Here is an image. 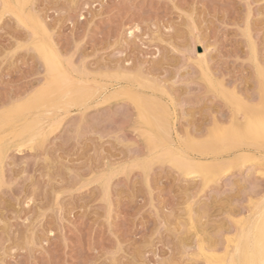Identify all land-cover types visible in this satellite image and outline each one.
Segmentation results:
<instances>
[{"label": "rangeland", "instance_id": "obj_1", "mask_svg": "<svg viewBox=\"0 0 264 264\" xmlns=\"http://www.w3.org/2000/svg\"><path fill=\"white\" fill-rule=\"evenodd\" d=\"M30 36L31 49L19 47ZM39 42L60 71L73 56L76 80L155 95L172 114L170 141L149 142L127 95L99 103L80 90L65 109L53 104L73 83L33 95L44 83L37 68L47 72ZM262 74L264 0H0V264H191L200 248L207 264L208 252H233L263 218L264 177L248 163L259 138L236 135L252 112L264 118ZM25 118L41 120L43 134L22 132ZM74 125L87 131L69 142ZM33 138H46L35 152ZM168 146L216 162L206 189L169 163Z\"/></svg>", "mask_w": 264, "mask_h": 264}, {"label": "bare ground", "instance_id": "obj_2", "mask_svg": "<svg viewBox=\"0 0 264 264\" xmlns=\"http://www.w3.org/2000/svg\"><path fill=\"white\" fill-rule=\"evenodd\" d=\"M3 4V3H2ZM18 4V3H17ZM8 7V6H7ZM18 11V10H17ZM23 12V10H22ZM26 20V19H25ZM39 21V20H38ZM22 22V21H21ZM40 22V21H39ZM34 27V26H33ZM44 27V26H43ZM42 28V27H41ZM46 29V28H45ZM44 31V30H43ZM35 32V31H34ZM48 32V31H47ZM46 33V32H45ZM40 43V42H39ZM35 44V43H34ZM41 44V43H40ZM38 49L40 51V53H43V56L44 57H47L51 63H52V66H53V72L55 71H58L59 74L58 77L59 79H55L54 81L57 82V84L59 82H63V79H64V73H66L64 70L60 71V58L57 57L56 53H54L52 50H50L49 47L45 46L43 43L41 45H38ZM55 49V48H54ZM38 51V50H37ZM56 52V51H55ZM47 70V69H46ZM80 71V70H79ZM54 73V75H57ZM76 75V74H75ZM104 76V75H103ZM106 76V75H105ZM123 76V75H122ZM127 76V75H126ZM140 76V75H139ZM56 77V76H55ZM124 77V76H123ZM131 77V76H130ZM57 78V77H56ZM83 78V77H82ZM107 79V78H106ZM114 79V78H113ZM118 79V78H117ZM71 80L73 83V85L75 86L74 88L70 87L68 88V85L67 88L70 89L72 88L70 91L67 92V94L65 95L64 97V94L63 96L61 97L60 95H57L56 96V99L54 101V107H61L63 109L65 108H68L66 106H68L74 98H76V96L74 98H72L75 95H77V93H81L80 90H84V95L85 97H90L91 99H94L95 97L98 98L99 97V103H110L113 99H116V98H119V97H122V95H127V97H129V100H131L135 106V108L138 110V113L139 116L141 117V119L143 118L145 123H147V129H146V132L145 133H149L150 137H152L150 139V137H148L147 139H149V142L151 141H155L156 138H165L167 139L168 141H170V139L172 138L173 136V133H172V123L171 121V113L170 111L167 109V107H165L159 99H157V97L154 95H151V94H148V93H145L143 91H140L138 90L137 88H134L133 86H129L128 85H124L126 88H122V86L120 88H111V86H109V83H106L108 81L105 82V84H100L99 82V85H95L93 82H96L97 80L95 79H92L90 80L89 82H82V81H79V80H76L74 79L73 77H71ZM89 80V79H88ZM143 81V80H141ZM145 81V80H144ZM208 81V80H207ZM54 82V83H55ZM137 82V81H136ZM148 82V81H147ZM214 82V81H213ZM130 83V82H129ZM144 83V82H143ZM146 83V82H145ZM144 83V84H145ZM132 84V83H131ZM130 84V85H131ZM148 84H150L148 82ZM71 85V84H70ZM110 85H113L112 83ZM64 86V87H66ZM157 86V85H156ZM117 87V86H116ZM140 87V86H139ZM143 87V86H142ZM61 84L58 86V91L61 90ZM112 89V90H110ZM141 89V88H140ZM145 89V88H144ZM148 89V88H147ZM150 89V88H149ZM148 89V90H149ZM154 89V88H153ZM64 90V89H63ZM86 94V95H85ZM79 95V94H78ZM102 96V98L100 97ZM231 96V94H230ZM78 97V96H77ZM88 97V98H89ZM159 97V96H158ZM120 99V98H119ZM76 100V99H75ZM79 99H77L78 101ZM238 100V99H237ZM20 101V100H19ZM89 101V100H88ZM87 101V102H88ZM114 101V100H113ZM86 102V103H87ZM96 101L94 100V103ZM15 103V102H14ZM52 104V103H51ZM89 104V102H88ZM93 104V103H92ZM98 104V103H97ZM261 104V103H260ZM17 105V104H16ZM42 106V104H40ZM83 105V104H82ZM29 106V105H28ZM9 107V106H8ZM16 107V106H14ZM13 107V109H14ZM17 107H19L17 109ZM17 107L15 109H17V114H19L20 112L23 111L22 109V106H19L17 105ZM44 108V107H43ZM4 109V108H3ZM34 109V108H33ZM36 109V108H35ZM38 109V108H37ZM46 109V108H45ZM7 110V109H6ZM31 110V109H30ZM28 110V112L30 111ZM57 110V109H56ZM59 110V109H58ZM69 110V109H68ZM11 111H12V108H11ZM34 111V110H33ZM53 111V109H52ZM25 112V110H24ZM42 112V111H41ZM59 112H61L59 110ZM23 113V112H22ZM40 113V112H39ZM51 113V112H50ZM27 114V113H26ZM26 114L24 115L26 117ZM52 114V113H51ZM31 115V114H30ZM35 115V114H34ZM60 115V114H59ZM64 115V114H63ZM3 116V115H2ZM1 116V117H2ZM21 116V115H20ZM23 116V118H24ZM55 116V115H54ZM61 116V115H60ZM139 116H138V119H139ZM18 117V116H17ZM37 117V116H36ZM35 117V118H36ZM39 117V116H38ZM60 118V117H59ZM137 118V117H136ZM26 119V118H25ZM28 119V118H27ZM26 121L23 123V127L21 126V131L22 132H26V131H34V134H36V138L38 137L37 134L41 135L43 134V131L45 129V126L44 124L42 123L41 124V120L39 119H35L33 121L34 118H29L28 121ZM43 119V118H42ZM262 119H264L262 116H260L259 112H252L251 114H249L248 116H246L245 118V126H244V130H246V133L249 134V133H256V136L259 138L260 135L258 133H260L261 131V121ZM252 120H255V126H253V124H251ZM3 121V120H2ZM1 121V122H2ZM5 120L1 123L0 125V128L2 126H4V123ZM18 122V121H17ZM15 122V123H17ZM23 122V120H22ZM254 122V121H253ZM14 123V124H15ZM7 125V124H6ZM5 125V126H6ZM50 125V124H49ZM48 125V126H49ZM12 126V125H11ZM47 126V125H46ZM47 126V127H48ZM216 127V126H215ZM223 127H226V126H223ZM227 128V127H226ZM229 128V127H228ZM228 128L226 129V133H225V138L227 139V137L229 136V130ZM13 129V128H12ZM141 129V132H142V128ZM16 129H14L15 131ZM221 130V129H219ZM143 131H145L143 129ZM214 131H215V128H214ZM213 131V132H214ZM7 132V131H6ZM140 132V131H139ZM178 132V131H177ZM218 132V131H217ZM21 133V132H20ZM144 133V134H145ZM222 133V132H221ZM10 134V133H9ZM19 135L17 136L18 138L22 135H20L18 132H16L15 134V137L16 135ZM27 134V133H26ZM30 134V133H28ZM141 134V133H140ZM219 134H220V131H219ZM217 134V135H219ZM4 135V134H3ZM23 135L25 136V134L23 133ZM22 135V136H23ZM142 135V134H141ZM223 135V134H222ZM253 135V134H252ZM21 136V137H22ZM180 136V135H179ZM215 136V135H213ZM33 137V135H32ZM32 137H29L28 139L32 138ZM177 137V136H176ZM211 137V135H210ZM180 138V137H179ZM191 138V137H190ZM216 138H220V137H215ZM225 138H221L223 141L221 142H224L226 143L227 141L231 144H232V140L229 136L228 139L230 140H225ZM1 139V138H0ZM3 139V138H2ZM35 139V138H33ZM31 139V140H33ZM146 139V138H145ZM178 139V138H177ZM181 139V138H180ZM186 139V138H185ZM184 139V140H185ZM188 139V138H187ZM192 139V138H191ZM208 139V138H207ZM211 139H214V138H209L208 139V145L209 144H213L215 142V140H211ZM195 140V139H194ZM218 139H216L217 141ZM159 140H157V143H158ZM167 141V142H168ZM186 141V140H185ZM192 141V140H191ZM198 141V140H197ZM207 140H205L206 142ZM219 141V140H218ZM217 141V142H218ZM219 141V142H220ZM236 142V140H234ZM147 142V141H146ZM162 142V141H161ZM182 142V141H181ZM188 142V141H187ZM194 142V141H192ZM200 142V141H199ZM203 143V140L201 141ZM217 142H215L214 144H217ZM234 142V143H235ZM155 143V142H154ZM173 143V141H172ZM198 143V142H197ZM202 143L198 146H200L201 148V145ZM241 143V141H240ZM252 144V142H250ZM148 144V143H147ZM159 144V143H158ZM195 144V143H194ZM228 144V143H227ZM254 144V143H253ZM152 145L154 146V144L152 143ZM161 145V144H160ZM180 145V144H179ZM22 146V145H21ZM150 148L152 147L151 145H149ZM171 146V144H170ZM203 146V145H202ZM205 146V145H204ZM257 146V145H256ZM20 147V146H19ZM172 147V146H171ZM260 147V145H259ZM166 149V153L167 154H170V162L169 163H173L175 166H177L179 169H181L182 171L184 172H202V173H206L207 174V177L208 176H211L212 175V172H214L215 170L213 169L214 168V165H216V162H214L213 164L211 163H208L209 161H202V160H198V159H193L191 158V156L188 155V153H186L183 149H178L176 150L174 148V150H170L171 148L168 147H165ZM179 148V147H178ZM190 148V146H189ZM191 149V148H190ZM165 150V149H164ZM203 150V149H202ZM223 150V149H222ZM242 151V150H241ZM203 152V151H202ZM214 152V151H213ZM243 152V151H242ZM164 152V154H166ZM204 153V152H203ZM161 154V153H160ZM163 154V155H164ZM244 154V153H243ZM246 154V153H245ZM249 154V153H248ZM156 155V154H155ZM162 155V154H161ZM240 155V154H239ZM158 156H159V153H158ZM166 156V155H164ZM237 156V154H236ZM169 157V156H168ZM235 157V156H234ZM233 157V158H234ZM238 157V156H237ZM155 158V157H154ZM162 158V157H161ZM164 161V160H163ZM215 161V160H214ZM149 162V161H148ZM153 162V161H152ZM210 162H213L210 161ZM222 162V161H221ZM220 162V163H221ZM226 162V161H225ZM149 164V163H148ZM147 165V164H146ZM221 167V166H220ZM219 167V169H220ZM149 169V167H148ZM251 170V169H249ZM252 171V170H251ZM250 171V172H251ZM252 173V172H251ZM254 173V172H253ZM188 174V173H187ZM212 177V176H211ZM209 177V178H211ZM234 184V183H233ZM235 186V184H234ZM262 208V207H261ZM260 208V209H261ZM261 214L263 216V218H261L260 222H258L257 224H255L253 227H252V231H251V228L249 229V231L247 232V236H246V239L244 242H242L241 244H238L236 245L235 249L233 252L230 251V249L227 248L226 250V254L221 256V255H215L214 253H210L208 252L206 255H207V264H244V262L246 261H249V260H253L256 262V264H259V261H260V239H261V235L262 233H264V206L263 208L261 209ZM260 214V216H261ZM192 215H193V211H192ZM191 215V216H192ZM260 216L258 218H260ZM193 218V217H192ZM235 221V220H234ZM257 221H259V219H257ZM236 222V221H235ZM234 222V224H235ZM195 225V224H194ZM196 228V227H195ZM198 229V228H196ZM200 230V229H199ZM220 231V230H219ZM198 232V231H197ZM224 232V231H223ZM228 232V231H227ZM230 232V231H229ZM200 233V232H199ZM225 233V232H224ZM201 237V236H200ZM199 237V239H200ZM204 239V237H203ZM227 242V241H226ZM213 244V243H212ZM229 244V243H228ZM202 245V244H201ZM210 244H208L209 246ZM195 246V245H193ZM208 246L206 248H208ZM212 246V245H211ZM189 247V246H188ZM191 247V246H190ZM212 252L214 250H211ZM217 254V253H216ZM227 255V257H225ZM221 256V257H219Z\"/></svg>", "mask_w": 264, "mask_h": 264}, {"label": "snow or ice", "instance_id": "obj_3", "mask_svg": "<svg viewBox=\"0 0 264 264\" xmlns=\"http://www.w3.org/2000/svg\"><path fill=\"white\" fill-rule=\"evenodd\" d=\"M80 19H84L83 16L80 17ZM29 33H32V29L29 28L28 29ZM135 32L139 33V28L134 29ZM127 35L131 36L132 33L129 32L127 33ZM19 47L22 48H28L31 49L32 47V41H31V36L28 39H22V43L19 45ZM73 56L71 54H69L67 57L64 58V65L69 69V72L64 73V79H63V84L64 85H69L71 84L72 80H71V75L70 73L73 72ZM41 63L47 68V72H44V68L43 67H38L37 71H40L42 73V75L44 76V83L41 85V89H38L36 93H33V95L38 94L40 91L42 90H48L50 88H55L57 87V83L53 82V66L51 61L47 58L42 56L41 57ZM261 111L262 114H264V74H262L261 76ZM75 102V101H74ZM245 105L246 102L242 99H238L237 102V106L240 110V113L243 114L244 109H245ZM85 131H87V129H85L82 125H74L73 127L69 128L68 130V140L69 142H71L72 140L78 138L80 135H82ZM246 130L241 129L239 132L236 133V135L238 137H244L246 135ZM46 142V138H42L40 140H36L33 139L31 141V147L33 149V151H37L38 148L40 147L41 144H44ZM259 142H260V156L259 158H250L248 163L249 166H259V168L261 169V171L259 173H257V175L264 177V119H262L261 121V131H260V137H259ZM4 159L3 156V152L0 151V161H2ZM135 165H133L134 167ZM191 179L193 181L196 182H203V188H207L209 181L207 179V174L206 173H197V172H193L191 173ZM4 186V181L0 180V187ZM261 198H260V203L262 206H264V181L261 182ZM194 197H189L188 202L183 205V207H185L188 211L192 210V201H193ZM32 201H29V204H31ZM197 241H199V237H196ZM226 239H228L229 242H231V237H226ZM260 261L259 264H264V233H262L261 235V239H260ZM194 249H189V251H193ZM199 252V257H197L196 259H194L191 264H203V259L202 257L204 256L206 249L205 248H200L198 249ZM162 264H172V261L170 260H166L164 262H162ZM244 264H256L255 261L253 260H249L244 262Z\"/></svg>", "mask_w": 264, "mask_h": 264}]
</instances>
